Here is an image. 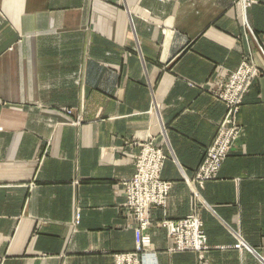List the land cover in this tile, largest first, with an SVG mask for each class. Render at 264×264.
Segmentation results:
<instances>
[{"label":"crops","instance_id":"obj_1","mask_svg":"<svg viewBox=\"0 0 264 264\" xmlns=\"http://www.w3.org/2000/svg\"><path fill=\"white\" fill-rule=\"evenodd\" d=\"M253 1L0 0V264H115L134 252L123 181L151 139L168 154L171 190L150 208L142 264H264V0ZM245 57L261 76L241 137L195 194L187 178L227 113L213 86ZM193 213L210 246L202 262L171 253L161 226ZM240 240L247 249L233 248Z\"/></svg>","mask_w":264,"mask_h":264},{"label":"built area","instance_id":"obj_2","mask_svg":"<svg viewBox=\"0 0 264 264\" xmlns=\"http://www.w3.org/2000/svg\"><path fill=\"white\" fill-rule=\"evenodd\" d=\"M240 3L246 9L254 1L240 0ZM260 76L259 65L251 58L245 57L237 70L225 78L216 80L212 93L226 105L227 113L221 123L219 133L195 177L187 178V182L192 188L194 186L203 187L206 182L218 178L234 144L241 137L242 128L239 124L238 114L245 95L249 92L254 80ZM67 113L71 114L70 111ZM144 147L136 160L137 170L134 177L123 181L127 199L125 207L133 213L138 224L134 229L136 248L132 253L116 255L115 264L143 263V259L152 245V239L146 232L152 224L149 217L150 208L152 206L165 207L171 190V183L163 181L161 178L164 161L167 158L166 154L162 149L156 148L152 140ZM194 193L196 194L195 191ZM79 220L80 214L77 213L76 223H79ZM163 226L175 242L174 247L169 249L171 253L190 251L200 255L210 249L204 224L196 213L178 220L166 219ZM234 248L243 251L247 246L240 240Z\"/></svg>","mask_w":264,"mask_h":264},{"label":"rangeland","instance_id":"obj_3","mask_svg":"<svg viewBox=\"0 0 264 264\" xmlns=\"http://www.w3.org/2000/svg\"><path fill=\"white\" fill-rule=\"evenodd\" d=\"M239 2H240V0H238ZM242 61H243V59H242ZM242 61H241V63H242ZM240 63V64H241ZM240 66V65H239ZM238 69V68H237ZM236 69V70H237ZM234 72V71H233ZM231 73V72H230ZM229 75V74H228ZM64 110V112L68 115V116H73V111L71 110V109H67V108H65V109H63ZM68 111H70L71 112V114H68L67 112ZM72 124H74L75 126H80L82 123H83V116L81 115V114H79V115H76V117H75V119H74V121H72L71 122ZM152 140V139H151ZM150 142V141H149ZM149 142H146L145 144H144V146L147 144V143H149ZM144 146H142L141 147V150H140V152H139V154L136 156V160H137V158H138V156L139 155H141V153H142V151H143V149L145 148ZM156 148H159V147H156ZM160 149H162V151L164 152V154H166V156L168 155L167 153H166V151L163 149V148H160ZM167 159V158H166ZM166 161V160H165ZM165 161H164V165H165ZM134 165H135V173H136V170H137V164H136V161L134 162ZM164 168V167H163ZM162 171H163V169H162ZM135 175V174H134ZM134 175L131 177V178H133L134 177ZM131 178H128V179H131ZM161 178H162V172H161ZM163 180V179H162ZM163 181H165V180H163ZM192 187V186H191ZM197 189H198V187L196 188L195 186H194V188H193V190L195 191V192H197ZM195 196H197V195H195ZM168 198H169V196L167 197V200H168ZM167 200H166V202H167ZM126 202H127V199H126ZM167 205V204H166ZM158 207V206H157ZM166 207V206H165ZM162 208H164V207H162ZM149 217H150V215H149ZM151 219V218H150ZM166 219H169V218H166ZM166 219H164L162 222H161V226L165 229V227L163 226V222L166 220ZM182 219V218H181ZM201 219V218H200ZM169 220H174V219H169ZM176 220H178V219H176ZM203 222V221H202ZM204 224V223H203ZM166 230V229H165ZM166 232H167V230H166ZM167 235H168V233H167ZM169 236V235H168ZM174 245H175V242H174ZM209 245V244H208ZM246 245V244H245ZM174 247V246H173ZM235 247V246H234ZM233 247V248H234ZM135 248H136V244H135ZM235 249V248H234ZM244 249H247V248H244ZM135 251V250H134ZM205 254V253H204ZM204 254H200L199 255V257H200V262H202V260H204Z\"/></svg>","mask_w":264,"mask_h":264}]
</instances>
